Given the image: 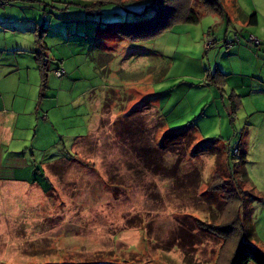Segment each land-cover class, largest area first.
I'll use <instances>...</instances> for the list:
<instances>
[{
    "label": "rangeland",
    "instance_id": "rangeland-1",
    "mask_svg": "<svg viewBox=\"0 0 264 264\" xmlns=\"http://www.w3.org/2000/svg\"><path fill=\"white\" fill-rule=\"evenodd\" d=\"M121 1L0 5V86L22 113L11 121L0 99L15 132L0 139V264H215L213 175L264 196V0H222L226 16L135 42L114 30L153 0ZM248 199L264 256V202Z\"/></svg>",
    "mask_w": 264,
    "mask_h": 264
},
{
    "label": "trees",
    "instance_id": "trees-1",
    "mask_svg": "<svg viewBox=\"0 0 264 264\" xmlns=\"http://www.w3.org/2000/svg\"><path fill=\"white\" fill-rule=\"evenodd\" d=\"M3 1V0H2ZM5 2V0H4ZM114 2L122 6L121 0H94V5ZM2 4H4L2 2ZM153 14L150 17L140 18L135 21H125L117 26L115 34L125 41L135 42L138 40H147L158 36L168 29L171 25L183 23H197L203 14H216L226 16L222 0H153L151 3ZM238 18L243 20L247 25H256L257 17L255 13L245 15L238 12ZM45 29L40 30L38 34V43L42 38ZM41 51L36 54V60L39 65L43 79L47 72V56L45 54L46 46L40 43ZM106 56L98 61L99 67L105 68L108 60ZM237 151L232 155L233 146H228V153L231 160L234 158L233 165L236 167L234 173H237L244 180H249L246 172L240 167L243 163L244 154H241L238 143H235ZM228 156V154H227ZM229 157L226 159V161ZM228 163V161H227ZM237 167H239L237 169ZM56 170V167L54 169ZM57 173V172H56ZM233 175V173H232ZM219 174H214L209 192H220L223 207L219 217L213 222L207 224V228L215 236L222 239L223 243L215 264H247L252 260L254 264H264V256L255 251L250 246V240L255 237L254 227L251 220V208L244 207L243 195L249 197L248 202H264V196L255 193L251 186L250 189L242 190L241 188L223 189V182L220 181ZM251 190V191H250ZM62 264H69L62 263Z\"/></svg>",
    "mask_w": 264,
    "mask_h": 264
},
{
    "label": "crops",
    "instance_id": "crops-1",
    "mask_svg": "<svg viewBox=\"0 0 264 264\" xmlns=\"http://www.w3.org/2000/svg\"><path fill=\"white\" fill-rule=\"evenodd\" d=\"M4 69L5 68L2 67V69H0V73H2V71ZM0 78H1V76H0ZM8 98H9V96H8L7 92H5V90L0 86V99L2 100V105H3V107L1 108L2 113L3 114H6V113L10 114L11 121L16 120V119H19L22 113L21 112H15L13 110V108L9 109L7 107ZM11 105H13V104H11ZM7 120H8V118L0 116V139H1V137H3V138L4 137H13V135L15 134V132H9L8 126L6 125ZM24 190H22V192Z\"/></svg>",
    "mask_w": 264,
    "mask_h": 264
},
{
    "label": "built area",
    "instance_id": "built-area-1",
    "mask_svg": "<svg viewBox=\"0 0 264 264\" xmlns=\"http://www.w3.org/2000/svg\"><path fill=\"white\" fill-rule=\"evenodd\" d=\"M2 4V0H0V5ZM213 40H208L207 43H206V46H209L210 44H212ZM54 75L57 76V77H61L63 75V70L60 69V68H57L55 71H54ZM237 146L234 145L233 146V150H232V155L237 151Z\"/></svg>",
    "mask_w": 264,
    "mask_h": 264
}]
</instances>
